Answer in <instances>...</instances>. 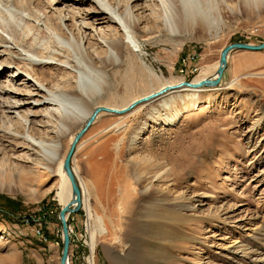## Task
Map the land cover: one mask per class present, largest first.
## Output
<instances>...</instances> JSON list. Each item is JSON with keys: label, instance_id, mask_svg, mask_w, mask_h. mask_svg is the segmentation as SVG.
<instances>
[{"label": "rangeland", "instance_id": "1", "mask_svg": "<svg viewBox=\"0 0 264 264\" xmlns=\"http://www.w3.org/2000/svg\"><path fill=\"white\" fill-rule=\"evenodd\" d=\"M187 1L199 4L194 12L201 16L193 12L196 22L188 19L178 34L165 31L164 24L176 19L181 0H148L143 10L133 8L143 21L137 33L139 47L125 39L124 59L108 70V88L93 97L90 108L122 107L169 83L193 81L199 73L215 70L229 43L264 41V0ZM112 2L119 7L134 4ZM91 7L100 10L104 5L99 0H0V20L18 22V38L25 46L0 39V85L9 90V69L17 67L8 61L22 58L15 51L23 55L27 45L63 52L60 60L40 70L37 65L40 72L67 66L65 49L50 42L45 23L62 21L66 8L62 28L68 32L67 26ZM95 39L104 42L98 35ZM227 62L217 87L200 89L192 98L181 91L182 96L166 106L153 100L129 116L102 113L80 137L83 143L76 147L71 165L90 188L89 206L107 217L110 235L109 240L95 236L92 252L86 207L69 214L67 224L74 231L69 264H264V49L231 50ZM18 71L24 77L15 87L25 99L33 95L31 84L36 81ZM117 121L127 123L119 126L126 129L121 152L115 155L111 141L107 153L95 152L114 136ZM84 125L72 131L73 138ZM72 140L64 139L62 158ZM25 151L17 147L12 155L0 149V260L20 264L23 259L28 264L36 251L49 258L38 247L37 223L42 238L46 232L58 243L53 259L60 264L61 206L51 188L59 178L54 173L42 184L21 183L18 169L31 167L15 158ZM1 157L6 163L13 159L15 181L5 179L7 167ZM147 208L153 209L151 217L144 215Z\"/></svg>", "mask_w": 264, "mask_h": 264}, {"label": "bare ground", "instance_id": "2", "mask_svg": "<svg viewBox=\"0 0 264 264\" xmlns=\"http://www.w3.org/2000/svg\"><path fill=\"white\" fill-rule=\"evenodd\" d=\"M132 1L134 3L133 6H129L127 3L126 5L119 7V5L117 6L115 2H112V0H99V2L104 5V8L102 7L103 9L99 10L98 8L91 7L88 11H86V14L82 13V17H80L81 15L79 18L76 17L77 20L76 22H73L72 27L67 26L68 32L64 31L62 28V22H64L63 20L66 19L64 16L68 14V10H66V8H61L65 13V15H63L64 19L62 18V21H60V19L53 22L45 20V24L48 25L50 30V42L53 43L56 48L58 45L61 48H64L66 52V59L64 63L67 66H58V69L55 68V72H50L49 70L40 72L39 70L44 65L52 64V61L60 60L61 53L63 52H55L56 49L54 51L44 52L45 50L41 51V48L38 45H27L23 55L15 51V53L21 55L22 58H11L8 61L7 65L14 64L17 68H12V70L9 69L10 73H12L8 82L9 90H6L5 87L0 85L1 153L9 151L11 152L10 154L14 155L16 153L17 147H23L26 150L25 153L23 152V155H17L16 158L14 157L18 162L29 164L30 166L27 167H31L30 170L24 166H21V169H18L17 178L20 179L21 183L26 182L31 184L32 182L42 184L49 178L50 174L55 173L59 179L58 181L54 182L51 188H54V198L61 207L69 202L72 197L70 182L62 169V150L65 147L63 141L65 138H70L71 141L73 138L71 135L72 131L76 129V127H78L82 122H87L88 119L91 118L93 110L96 107H99L94 105L95 107L91 106L90 108L89 104L91 101H93V97H98L99 95L102 96L101 94L104 93L108 88V70L112 67H116L118 64H121V60L125 55V49L127 46L125 39L127 38L128 42L132 44L133 47H139L137 33L140 30V25L143 21L141 18H138L136 15H134L133 8L134 10L135 7L137 10H143L142 8H144V6L142 3L148 0ZM192 2L181 0L176 19L172 18L166 21L164 24L165 31H168L170 34H176L179 32L180 25L186 26L185 23H187L188 19L190 20L191 18L193 20L192 23L196 22H194L193 15L195 14L201 16L198 14V12H194L196 9L199 10V8H197V5L199 4H193L194 2ZM200 12L202 13V11ZM203 12L205 15V11ZM18 13L20 14V12ZM88 15L89 18L87 19ZM207 15H202V17L205 19V17H209ZM209 15H212V13ZM23 17L25 18V16ZM24 18L23 20L25 21L26 19ZM183 18L185 19L183 20ZM15 22L4 19L0 20V31L2 33L0 35V39L2 43H8V41L12 39L15 42H19L20 44L21 40L18 38L19 34L17 31L18 22ZM65 23L66 22H64V24ZM104 23L106 25L103 27L102 24ZM20 25L18 24V26ZM117 25H119L118 27H121L122 29L119 30ZM3 33H5V35H3ZM95 35H98L101 39H103L104 42L96 41L97 39H95ZM21 44L20 45L22 47H25L23 43ZM7 50L9 49L7 48ZM28 63L31 64V66L26 68ZM37 65H39V70L38 67H36ZM218 65L219 63H216L215 70L210 73L207 71L199 73L193 78L194 80L192 82L196 83L204 78H213L215 76L214 72H216ZM19 69L28 73L36 81V84L33 82L31 84L34 86L32 91H30L33 95H28V98L25 99H23V97H19L21 96L18 92L19 89L15 87L16 81L21 80L24 77V75L18 71ZM59 72L60 74L62 73L61 76L58 75ZM210 75L211 77H207ZM28 82H30V80H28ZM169 84L171 87L168 88L166 92L161 93L158 97L154 96L148 101H143L129 111L111 114L120 117L127 115L129 116L132 113H136L139 108L153 102V100H160L166 106L168 105L169 101L174 100L175 96H182V94H180L181 91L185 97L192 98L196 96V92L205 88L200 87V89H195L188 85L176 87L175 85H179V83ZM162 88H159L153 92H157ZM152 93L143 95L137 100H133L122 107H111L118 110L125 109L131 103L138 101L143 97L149 96ZM38 108L40 110H38ZM102 113L105 112H100L97 114L95 119ZM39 117L46 119L45 121L42 119L39 120L37 119ZM123 125L120 124V121H117L115 128L118 127V129L115 130V128H113L112 130L114 133L112 134L114 136L110 138L107 136L108 141L101 143L102 145L99 147L98 151L95 152L100 154L107 153V151L110 149L108 143L111 141L117 150L114 152V149L112 148L116 155V152H119L118 149L122 147L121 145L123 144L126 135V129L124 128L123 130H120L121 128H119V126ZM107 130L110 131L109 128H107ZM136 137L138 138V135H136ZM82 143L83 142L79 141L77 144L78 146H76L77 149H79ZM91 150H93V148ZM1 160V163L7 167L5 179L8 181L10 180V182L15 181L13 159L11 160L12 163H6L3 161V157H1ZM73 170L75 176H77L76 170ZM77 178L79 180L80 190L82 192V207H86L87 209V223L88 227L90 226L89 231L91 238L90 250L92 251L97 244V239L95 236H99L103 238V240H109L107 238L110 235V228L108 225L109 222L105 215L98 214L89 206V198L91 193L89 191L90 188L86 182L82 181L78 176ZM1 189L2 188L0 186V190ZM153 204L151 203V205ZM149 208L145 209L144 211V215L146 217H151L153 215V209ZM113 241L118 242L119 240L115 237ZM90 261H92V259H90ZM8 264H12V262L8 261Z\"/></svg>", "mask_w": 264, "mask_h": 264}, {"label": "water", "instance_id": "3", "mask_svg": "<svg viewBox=\"0 0 264 264\" xmlns=\"http://www.w3.org/2000/svg\"><path fill=\"white\" fill-rule=\"evenodd\" d=\"M234 49H242V50H252V51H260L261 49H264V41L261 42V44H253V43H249V42H232L229 43L228 45L224 46V48L221 50L220 55H219V59H218V68L215 72V76L213 78H204L202 80H199V82H192V81H181L179 83V85H175L176 87L178 86H184V85H188L192 88L195 89H200V87H215L218 86L219 83L222 80V75L223 72L228 64L227 59H228V55L230 53L231 50ZM171 86H167L165 88H162L161 90L157 91V92H153L151 95L143 97L141 99H139L138 101H135L133 103H131L128 107H126L125 109L122 110H118L116 108L107 106V107H103V106H99L96 107L93 110V114L91 116V118L88 119L87 122H85V125L80 128L81 130L76 134V136L74 137V139L72 140L70 147L67 151V153L65 154L64 158H63V163H62V169L66 175V177H68V180L70 182L71 185V192H72V197L70 199L69 202H67L66 204L63 205V207H61L59 214H58V220L59 223L61 224V228H62V251H61V256H60V260L59 263L60 264H68L69 263V250H70V245H71V239H70V235H69V225L67 224V217L69 214L71 213H77L79 212V210L82 207V192L80 190V185H79V180L77 178V176H75L74 170L72 168V157L75 153L76 150V142L80 139V137L88 130V128L91 126L92 122L94 121L95 117L97 116V114H99L100 112H110V113H122V112H126L129 111L131 109H133L134 107H136L139 103L141 102H145L148 101L149 99L153 98L154 96H159L161 93L166 92L168 90V88H170Z\"/></svg>", "mask_w": 264, "mask_h": 264}, {"label": "crops", "instance_id": "4", "mask_svg": "<svg viewBox=\"0 0 264 264\" xmlns=\"http://www.w3.org/2000/svg\"><path fill=\"white\" fill-rule=\"evenodd\" d=\"M34 235H36V234H34ZM37 239H39L41 241L40 244H38V247L40 249L47 251L50 256H49V258H45L42 256V254H45V252L41 253L39 251H36V249L33 248L36 251V253L31 252L32 255L33 254H35V255L30 257L29 261L27 263L28 264H55L53 256H54V251L56 250V246L58 243L56 242V244H55V242H53L54 240H51L50 236H47L46 232H44L42 239H40L39 237ZM51 253H53V255ZM0 264H8V262H7V260L2 258V260H0ZM20 264H25L23 259L20 261Z\"/></svg>", "mask_w": 264, "mask_h": 264}, {"label": "built area", "instance_id": "5", "mask_svg": "<svg viewBox=\"0 0 264 264\" xmlns=\"http://www.w3.org/2000/svg\"><path fill=\"white\" fill-rule=\"evenodd\" d=\"M36 229H35V234L40 238L42 239L41 237V234H40V226L36 223ZM74 231H73V228L71 227V225H69V235H70V239H71V242H72V245H73V241L74 239H72V235H73ZM69 264V263H68Z\"/></svg>", "mask_w": 264, "mask_h": 264}]
</instances>
